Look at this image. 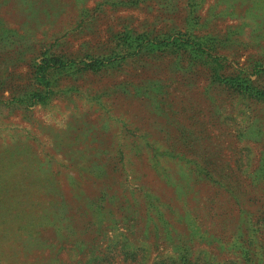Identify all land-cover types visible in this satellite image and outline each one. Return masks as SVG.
Returning <instances> with one entry per match:
<instances>
[{"label":"rangeland","instance_id":"obj_1","mask_svg":"<svg viewBox=\"0 0 264 264\" xmlns=\"http://www.w3.org/2000/svg\"><path fill=\"white\" fill-rule=\"evenodd\" d=\"M140 33L264 68V0H0V264H264V98ZM44 53L112 62L10 102Z\"/></svg>","mask_w":264,"mask_h":264},{"label":"trees","instance_id":"obj_2","mask_svg":"<svg viewBox=\"0 0 264 264\" xmlns=\"http://www.w3.org/2000/svg\"><path fill=\"white\" fill-rule=\"evenodd\" d=\"M177 36L178 37L174 38V40L168 42L167 44L163 43V41H161L157 37L150 38L149 36H147V33H140L139 35L135 36V39H137V41H141V46L150 47L148 49L151 50L165 47L169 49L172 46H176L178 50L182 49L184 51H188V57L191 61H195L200 58L205 59V61H207L211 60L212 58V60L218 62V68H213L212 80L217 78L219 84H222V86H224L226 89L232 88L240 95L250 96L253 98H264V88L259 87L257 83V78L260 76L261 73H264V68L262 66H253V68L248 71L240 67L235 73L232 72V74L229 73V75L225 74V72L221 70L223 69V67H225L224 58L221 57L219 54L218 57L215 55L213 56L212 53L208 51V48L205 46L204 41H202L205 40L204 38H198L199 41L195 42V39L193 37L180 35ZM130 39H132L133 41L134 37L128 35L125 39H123V41H127ZM137 46H140V44ZM110 62L112 61L104 62L103 60H99L98 58H92L91 60H82V62L76 64L72 60L62 59L55 55L44 53L41 56L40 61L34 63L33 65V75L31 76L30 81L32 82V84L28 83V87L22 88L16 92H13L10 89V102L24 101V96H26L27 101L33 100V102H44L50 97L51 94H54L53 81H57L54 76L56 72V74H59L62 71H99L103 67H106L107 64H109ZM253 75H255L256 77H254ZM33 84H36L37 86H33ZM31 85L33 86V88H30ZM27 88H29V91L26 90ZM157 162V159L154 160L155 164ZM198 171H201V173H203L201 168H199ZM169 262H171L172 264H177L176 260ZM186 263L199 264L197 261H186ZM156 264H158V262Z\"/></svg>","mask_w":264,"mask_h":264}]
</instances>
